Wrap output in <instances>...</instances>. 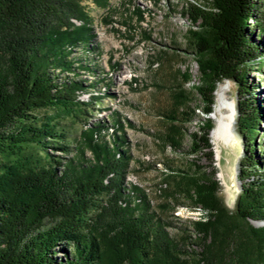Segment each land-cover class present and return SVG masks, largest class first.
<instances>
[{
  "label": "trees",
  "instance_id": "16d2710c",
  "mask_svg": "<svg viewBox=\"0 0 264 264\" xmlns=\"http://www.w3.org/2000/svg\"><path fill=\"white\" fill-rule=\"evenodd\" d=\"M185 10L192 22L186 40L198 67L191 87L201 112H212L219 82L237 85L245 143L235 212L219 197L214 171L193 163L190 171L169 175L173 199L211 211L194 222L203 244L189 252L188 238L168 231L165 204L158 210L142 189L127 187L132 155L118 118L111 142L100 135L102 126L86 123L70 146L60 119L81 120L90 106L77 93L92 86L81 77L92 67L72 55L77 47L94 49L90 20L79 0H0V264H264V225L249 223L264 220V107L258 83L248 76L264 70V0H187ZM133 11L142 19L139 7ZM181 77L187 82L190 72ZM172 99L161 140L175 149L196 110L180 89ZM44 109L55 112L39 113ZM213 126L207 116L188 133L189 151L207 150L210 161ZM49 148L74 152L63 157Z\"/></svg>",
  "mask_w": 264,
  "mask_h": 264
},
{
  "label": "rangeland",
  "instance_id": "374dc122",
  "mask_svg": "<svg viewBox=\"0 0 264 264\" xmlns=\"http://www.w3.org/2000/svg\"><path fill=\"white\" fill-rule=\"evenodd\" d=\"M186 1L79 0L96 35L92 42L93 50L86 52L77 47L72 54L84 65L92 67L91 72L81 74L82 79L92 83V86L77 93L78 98L90 106L81 120L70 117L60 120L66 142L73 146L75 140L80 139L81 132L85 131L86 123L102 126L100 135L111 142L116 128L114 119L118 118L124 127L132 155L125 183L129 178L136 179L142 185L136 187L144 193V189L149 192L154 207L162 210L160 206L165 204L166 209L161 213L171 223L168 228L170 234L184 242L188 238L186 249L199 252L203 239L195 231L194 222L208 219L211 211L201 206H198L200 209L187 208L190 202L182 197L173 199L172 179L168 176L190 171L193 163L201 166L205 173L214 171L219 183L218 195L229 212L234 213L241 190L239 162L245 141L238 130L237 85L233 81L225 79L217 84L210 114L205 115L200 110L201 102L190 83L193 81L196 85L198 82V67L186 40V31L192 27L190 18L185 14ZM196 1L201 5L206 4V0ZM134 7H139L143 12L142 19L133 11ZM71 21L75 25L81 24L76 19ZM249 22L253 23V20ZM185 71L190 72V79L183 83L181 74ZM248 76L258 83L257 98L264 107V70H252ZM220 88H225L226 98L233 101L236 107L234 137L227 144L217 142L210 131L213 152V161H210L204 153L207 150L195 154L189 151L188 133L197 131L198 125L207 116L215 126L212 113L216 92ZM179 89L190 96L188 105L195 108L196 114L193 121L183 126L187 132L182 146L174 149L163 142L161 136L169 126L163 114L172 105V93ZM54 112L55 109H44L39 113ZM259 133L264 136V120L261 121ZM48 150L63 157H70L74 152L73 148L69 154L51 148ZM86 155L89 156V152ZM249 223L260 227L264 225V220H250ZM59 257H62L61 253Z\"/></svg>",
  "mask_w": 264,
  "mask_h": 264
},
{
  "label": "bare ground",
  "instance_id": "6f19581e",
  "mask_svg": "<svg viewBox=\"0 0 264 264\" xmlns=\"http://www.w3.org/2000/svg\"><path fill=\"white\" fill-rule=\"evenodd\" d=\"M190 83L192 85L195 84L193 81H190ZM225 93V88H220L216 92V103L212 113V117L215 120V126L211 130V134L215 141H221L227 144L230 143L234 137L236 107L233 101L226 98ZM126 185L128 187L142 186L136 179L133 178H129V180L127 179ZM144 190L149 197V192L146 189Z\"/></svg>",
  "mask_w": 264,
  "mask_h": 264
}]
</instances>
